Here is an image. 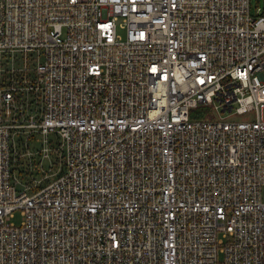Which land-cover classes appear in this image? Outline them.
<instances>
[{"label":"built area","instance_id":"2783aa9c","mask_svg":"<svg viewBox=\"0 0 264 264\" xmlns=\"http://www.w3.org/2000/svg\"><path fill=\"white\" fill-rule=\"evenodd\" d=\"M0 264H264V12L0 0Z\"/></svg>","mask_w":264,"mask_h":264},{"label":"rangeland","instance_id":"374dc122","mask_svg":"<svg viewBox=\"0 0 264 264\" xmlns=\"http://www.w3.org/2000/svg\"><path fill=\"white\" fill-rule=\"evenodd\" d=\"M251 11L255 15L263 13L264 12V0H251ZM120 35L122 37H125V31H120ZM211 114L214 115V117H217L215 112H212ZM212 115H210V117ZM233 118L240 119L242 117L235 116ZM32 160H35V162L32 164V166H30V162L27 161L28 167H29L30 171L35 172L34 173L36 175L35 178L39 179V182L41 184H44L45 182L53 179L59 172V166L54 167V168H50V166H51V162L50 161L42 162V166H41L40 162H39V158H37V159L33 158ZM14 222L16 224H20L21 217H20L19 214L17 215V217H16Z\"/></svg>","mask_w":264,"mask_h":264},{"label":"trees","instance_id":"16d2710c","mask_svg":"<svg viewBox=\"0 0 264 264\" xmlns=\"http://www.w3.org/2000/svg\"><path fill=\"white\" fill-rule=\"evenodd\" d=\"M15 171L19 175L23 176L24 180H28L31 177V175L35 173L33 171H30V169L28 167V163L24 162V161L23 162L19 161L17 163V165L15 166Z\"/></svg>","mask_w":264,"mask_h":264}]
</instances>
